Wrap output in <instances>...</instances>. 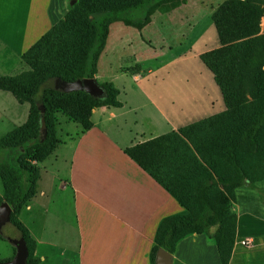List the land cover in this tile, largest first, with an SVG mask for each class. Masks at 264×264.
I'll return each instance as SVG.
<instances>
[{"label": "trees", "instance_id": "16d2710c", "mask_svg": "<svg viewBox=\"0 0 264 264\" xmlns=\"http://www.w3.org/2000/svg\"><path fill=\"white\" fill-rule=\"evenodd\" d=\"M162 1L171 0H75L64 18L21 55L29 70L0 77V91L29 106L25 122L0 138V204L12 209L10 224L28 250L27 264H37L35 242L19 214L37 190L39 169L33 163L51 156L69 126L79 128L75 136L88 131L93 109L105 115L121 106L111 83L95 79L105 92L98 99L82 91L59 92L57 83L94 79L111 26ZM263 14L264 0H225L210 15L217 47L200 60L220 90L223 112L125 150L186 212L161 220L150 264L159 249L173 255L193 235L207 236L220 264H229L237 228L233 205L243 192L260 194L248 211L264 219ZM61 121L67 126L59 130ZM0 239L5 238L0 234Z\"/></svg>", "mask_w": 264, "mask_h": 264}, {"label": "crops", "instance_id": "0c3cea01", "mask_svg": "<svg viewBox=\"0 0 264 264\" xmlns=\"http://www.w3.org/2000/svg\"><path fill=\"white\" fill-rule=\"evenodd\" d=\"M53 1L0 0L2 51L21 57L34 45L52 26ZM140 72L130 74L137 84L142 81L137 74ZM5 93L0 91V116ZM140 95L152 109L145 113L147 116L140 117L146 105L134 107L124 102L119 92V108L105 115L95 110L96 119L91 118L88 131L79 136H75L79 129L67 134L68 140L57 146L63 148V153L58 151L61 159H53L52 154L41 164L33 163L39 169L37 190L20 212L19 220L35 242L37 264H150L157 226L165 217L185 211L125 153L127 148L159 136L151 122L163 117L162 109L146 93ZM224 109L222 103L220 111L191 118L187 125ZM139 119H149L144 123L151 128H139ZM177 130L172 127V131ZM167 205L173 214L165 216ZM64 229L75 231V240L60 238L57 231ZM103 229L111 231L109 238L100 233ZM184 242L193 252L191 260L176 255ZM60 246L70 248V253L58 254ZM204 249L213 252V263L220 264L214 243L205 235L181 241L172 264H202L210 257L202 254ZM229 264H264V219L240 206Z\"/></svg>", "mask_w": 264, "mask_h": 264}, {"label": "rangeland", "instance_id": "374dc122", "mask_svg": "<svg viewBox=\"0 0 264 264\" xmlns=\"http://www.w3.org/2000/svg\"><path fill=\"white\" fill-rule=\"evenodd\" d=\"M224 1H162L149 11L147 8H141L127 13L120 18V22L114 23L110 28L108 45L99 59V72L94 79L114 85L118 90L117 100L120 92L124 102H130L134 107L146 105V108L141 109V118L147 116L145 113L152 111L140 95L141 92L146 93L162 109L163 117L155 123L151 122L152 130L159 136L171 132L172 127L180 129L187 126V123L196 117L220 111L223 103L220 90L212 74L200 60V55L217 47V35L210 15ZM72 2L74 4L75 0L53 1L50 8L52 26L64 18L69 5H73ZM260 32L264 34V14L260 19ZM2 48L1 46L0 77L18 75L29 70L20 57L5 53ZM133 70L141 71L137 73L142 77L139 84L130 79ZM5 94L7 98L3 96L4 112L0 116V138L26 120L29 108L26 103H17L10 93ZM95 110H92L91 116L94 120L97 115ZM12 115L17 117L12 119ZM146 120L150 122L149 119H139L143 124L139 123L138 127L151 128L146 127ZM65 124L61 121L58 129L65 128ZM78 129L69 126L66 132L73 134ZM66 132L61 135L59 133L62 142L68 140ZM62 149L60 147L54 150L53 155L51 154L53 159H61L58 151L63 153ZM258 195L249 193L247 196L243 192L239 196V202L233 205L234 212H238L239 204L242 207L246 204L248 207L244 206V210L248 211L249 205L254 203ZM2 196L0 180V198ZM170 210L169 205L165 206V216L173 214ZM185 213L183 211V214ZM57 232L60 238L65 237L71 241L77 237L73 230L64 229ZM101 232L106 234V238L110 237L111 231L103 229ZM0 234L5 238L0 239V261L3 262L14 256L12 241L18 240L19 234L10 223L1 228ZM88 236V231H85V237ZM187 243L184 242L178 247L176 255L191 260L193 252L188 251ZM58 250V254L70 253V248L66 246H60ZM212 253L209 249H204L202 254L210 257L202 264H215L212 261Z\"/></svg>", "mask_w": 264, "mask_h": 264}, {"label": "water", "instance_id": "95a60500", "mask_svg": "<svg viewBox=\"0 0 264 264\" xmlns=\"http://www.w3.org/2000/svg\"><path fill=\"white\" fill-rule=\"evenodd\" d=\"M73 2L71 4H73ZM56 89L62 93L82 91L95 99L105 96L104 90L95 79H82L74 82L59 81L56 85ZM11 213V207L6 202H2L0 204V232L5 224L10 223ZM12 245L15 248V255L11 260L0 262V264H27L29 254L23 241L20 239L13 240ZM172 259V254H169L163 249H159L156 254L155 264H172Z\"/></svg>", "mask_w": 264, "mask_h": 264}, {"label": "clouds", "instance_id": "9594fccd", "mask_svg": "<svg viewBox=\"0 0 264 264\" xmlns=\"http://www.w3.org/2000/svg\"><path fill=\"white\" fill-rule=\"evenodd\" d=\"M13 258V257H12ZM11 260V259H10Z\"/></svg>", "mask_w": 264, "mask_h": 264}]
</instances>
